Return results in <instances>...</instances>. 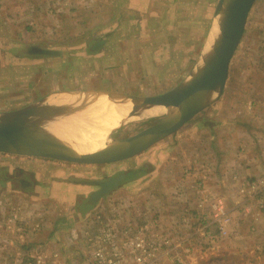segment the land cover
Masks as SVG:
<instances>
[{
	"label": "rangeland",
	"instance_id": "1",
	"mask_svg": "<svg viewBox=\"0 0 264 264\" xmlns=\"http://www.w3.org/2000/svg\"><path fill=\"white\" fill-rule=\"evenodd\" d=\"M216 2L143 0L142 3L134 0L128 7H120V4L116 11L115 4L107 1L100 4L94 0H76L68 8L71 10L63 16L62 1L47 3L46 7L52 11L44 14L43 0H35L33 3L26 0H5L2 3L0 0V112L14 110L44 96L52 97L65 91L100 89L145 96L172 89L188 76L200 58L198 54L208 47L206 34L214 16ZM32 6L37 9L33 13V22L30 24L28 17L20 19L22 25L28 23L30 26L28 32L16 25L2 27L3 15L16 10L24 12ZM245 25L240 43L230 60L221 96L193 116L184 127L152 147L165 143L166 139L180 137L182 131H185L184 137L187 139L199 140L201 135V138H207L203 137L207 135L206 130L198 126L190 129L189 123L200 121L208 124L241 119L237 113L244 110L247 101L254 105L256 100V105L264 107V80H257L261 72V51L264 50V0H255ZM223 106L231 107V110H223ZM262 119L264 123L263 116ZM156 120L146 116L124 126L120 124L122 127L112 135L119 139L126 138ZM162 147L163 151L168 152L173 148L172 144H164ZM145 153L108 164L57 163L72 166V170H77V173L81 170L80 173L90 177L86 178L87 181L121 171H126L127 178H130L132 171L135 174L145 167ZM0 155L1 172L11 159L19 161L18 157L10 154ZM15 174L14 171L13 176ZM29 175L31 177L27 179L34 182V172ZM0 176L6 177V174ZM86 197H89V192ZM119 220L126 221V216L121 215L118 219L115 212H108V217L102 221ZM46 222L49 223L47 227L53 231H64L80 225L79 221ZM28 223L0 221V259L2 233L9 236L8 241L16 238L26 246L30 245L29 238L24 240V232L30 231V227L27 229L24 226ZM96 229L95 225L87 228L89 233ZM17 233H23L22 238ZM39 242L33 241L32 245ZM75 245L79 246L80 243ZM210 250L205 252L208 258ZM70 254H67V259L70 258L72 264H83L79 259L82 254L74 250Z\"/></svg>",
	"mask_w": 264,
	"mask_h": 264
},
{
	"label": "crops",
	"instance_id": "2",
	"mask_svg": "<svg viewBox=\"0 0 264 264\" xmlns=\"http://www.w3.org/2000/svg\"><path fill=\"white\" fill-rule=\"evenodd\" d=\"M34 1L26 0L28 3ZM53 1H62V15L66 16L71 10L68 8L76 0H43L44 14L52 11L46 4ZM94 1L114 3L116 11L134 2ZM138 1L143 3V0ZM34 12L37 9L33 6L24 12L11 11L3 15L2 27L16 25L28 32L30 26L28 23L22 25L20 19L28 17L31 24ZM261 52L258 81L264 80V50ZM255 101L254 105L247 101L244 110L237 113L241 119L221 123H189L190 129L198 126L206 130L207 135L203 137L207 138H201V135L199 140L187 139L185 131H182L180 137L166 139L156 148L150 146L146 149L148 152L145 150L146 163H143L150 167L149 171L132 174L121 187L101 198H90V193L96 189L91 184L95 185L97 177L87 181L86 178L90 177L80 173L81 170L77 173L72 166L59 165L56 160L10 155L18 157L19 161L11 159L5 165L6 169L0 171V175L6 174V177L0 176V221H29L24 224L27 229L30 227V231L24 232V240L29 238L31 243L26 246L16 238L8 241L9 236L2 233L0 264H15L19 253L26 254L27 249L34 247L47 253L58 252L60 259L69 264L72 262L67 259V254L78 251L82 254L79 259L83 261L89 233L87 228L90 225L98 227L92 221L98 210L106 211L107 215L108 212H115L118 219L121 215L126 216V221L155 219L163 227L173 223L181 226L183 221H188L191 233L196 221H199L198 217L209 212L205 205L199 204L200 196L219 197L229 213L230 223L227 235L218 238L210 248V258L207 253L196 252L191 263L264 264V107L256 105ZM222 109L231 110V107L223 106ZM164 144H172L173 148L169 152L163 151L161 147ZM14 171L16 174L13 176ZM30 172H34V182L27 179L31 177ZM102 179L103 176H100L98 180ZM13 183L15 186H12ZM87 192L89 197H86ZM46 221H79L80 225L53 231L47 227L49 223ZM22 234L17 233V236L22 238ZM33 241L40 242L32 245ZM79 243L81 246L75 245ZM160 264H174L172 256L162 259Z\"/></svg>",
	"mask_w": 264,
	"mask_h": 264
},
{
	"label": "water",
	"instance_id": "3",
	"mask_svg": "<svg viewBox=\"0 0 264 264\" xmlns=\"http://www.w3.org/2000/svg\"><path fill=\"white\" fill-rule=\"evenodd\" d=\"M254 1L217 0L214 16L206 34L208 47L200 53L199 60L188 76L170 90L145 96L100 89L61 93H78L83 96L74 106V111L72 110L75 115L83 110L89 98L99 97L102 94L118 103H130L131 106L145 113L160 108L161 110L156 114L147 116L151 119L157 118L153 124L121 139L112 135L124 125L119 126L109 133L108 142L99 148L91 149L64 140L52 144L36 142L24 136L8 121L0 120V153L97 165L131 158L177 132L193 116L221 96L226 84L230 60L240 43ZM49 97L51 95L14 110L2 111L0 115L2 119L17 121L21 117L19 115L44 104ZM60 108L65 109L63 106ZM56 109L59 108H53L52 111Z\"/></svg>",
	"mask_w": 264,
	"mask_h": 264
},
{
	"label": "built area",
	"instance_id": "4",
	"mask_svg": "<svg viewBox=\"0 0 264 264\" xmlns=\"http://www.w3.org/2000/svg\"><path fill=\"white\" fill-rule=\"evenodd\" d=\"M200 205L209 212L198 217L192 232L191 224L163 227L159 221H102L106 211L98 210L93 217L97 229L86 233L84 264H160L172 256L174 264H193L196 252L205 253L217 239L227 235L229 213L219 197L200 196ZM208 219V221H202ZM211 228V230H210ZM83 238V236H82ZM204 246V247H203ZM27 258L26 260H22ZM15 264H69L60 253H47L38 247L19 253Z\"/></svg>",
	"mask_w": 264,
	"mask_h": 264
},
{
	"label": "bare ground",
	"instance_id": "5",
	"mask_svg": "<svg viewBox=\"0 0 264 264\" xmlns=\"http://www.w3.org/2000/svg\"><path fill=\"white\" fill-rule=\"evenodd\" d=\"M198 55L200 56V54ZM82 98L83 96L78 93L59 94L49 97L44 104L25 111L22 115H19L21 117L17 121L2 119V115H0V120L8 121L24 136L36 142L52 144L64 140L95 149L108 142L109 133L120 124L136 122L161 110L155 108L145 113L141 109L131 106L130 103L116 104L102 94L99 97L89 98L90 100L83 110L75 115L73 113L74 106ZM62 106L65 108L64 110L60 108ZM53 108L59 109L52 111ZM114 118L116 119L114 120Z\"/></svg>",
	"mask_w": 264,
	"mask_h": 264
},
{
	"label": "flooded vegetation",
	"instance_id": "6",
	"mask_svg": "<svg viewBox=\"0 0 264 264\" xmlns=\"http://www.w3.org/2000/svg\"><path fill=\"white\" fill-rule=\"evenodd\" d=\"M120 161H122V160H120ZM117 162H119V161H117ZM65 163H68V162H65ZM111 163H113V162H111ZM105 164H108V163H105ZM133 172L134 171H132L130 174H133ZM106 175H108V174H106ZM105 177H103V179L101 181H99L98 179L95 180L96 181L95 185L91 184V186H94L96 189H95V191L90 193V198L95 199L98 196H99V198H101L102 195H105L106 193L110 192L111 190H114L117 187H121L129 179V178H127V172L126 171L116 172V173L112 174V176H109V177L107 176L106 178Z\"/></svg>",
	"mask_w": 264,
	"mask_h": 264
},
{
	"label": "trees",
	"instance_id": "7",
	"mask_svg": "<svg viewBox=\"0 0 264 264\" xmlns=\"http://www.w3.org/2000/svg\"><path fill=\"white\" fill-rule=\"evenodd\" d=\"M136 167V166H135ZM146 167V168H145ZM141 171H140V173L142 172H147V171H149V166H145ZM134 168V167H133ZM133 168H131V169H133ZM139 172H137V173H135V174H138Z\"/></svg>",
	"mask_w": 264,
	"mask_h": 264
}]
</instances>
